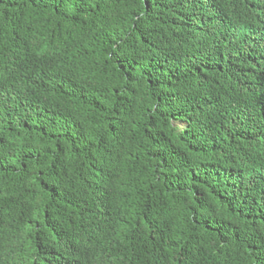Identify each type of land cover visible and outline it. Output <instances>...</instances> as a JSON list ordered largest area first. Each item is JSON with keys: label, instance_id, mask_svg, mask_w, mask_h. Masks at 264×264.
<instances>
[{"label": "trees", "instance_id": "1", "mask_svg": "<svg viewBox=\"0 0 264 264\" xmlns=\"http://www.w3.org/2000/svg\"><path fill=\"white\" fill-rule=\"evenodd\" d=\"M0 264H264V0H0Z\"/></svg>", "mask_w": 264, "mask_h": 264}, {"label": "rangeland", "instance_id": "2", "mask_svg": "<svg viewBox=\"0 0 264 264\" xmlns=\"http://www.w3.org/2000/svg\"><path fill=\"white\" fill-rule=\"evenodd\" d=\"M183 126H181V128H182Z\"/></svg>", "mask_w": 264, "mask_h": 264}]
</instances>
